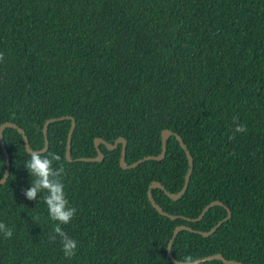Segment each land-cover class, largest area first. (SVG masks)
I'll return each instance as SVG.
<instances>
[{"label":"trees","instance_id":"16d2710c","mask_svg":"<svg viewBox=\"0 0 264 264\" xmlns=\"http://www.w3.org/2000/svg\"><path fill=\"white\" fill-rule=\"evenodd\" d=\"M77 120L72 156L66 157L71 120L52 122L49 149L74 218L61 225L77 243L67 258L43 195L28 200L23 135L7 127L12 161L0 183V264H176L168 248L187 225L173 254L197 259L222 253L244 264H264V0H0V125L14 122L33 150L45 147V123ZM245 127L234 133L233 121ZM180 134L194 157L185 194L173 200L154 188L162 215L149 199L154 181L180 192L189 159L176 136L162 160L124 169L163 150L162 133ZM231 137V138H230ZM7 158L0 144V179ZM220 200L227 207H205ZM198 264H226L214 259Z\"/></svg>","mask_w":264,"mask_h":264},{"label":"water","instance_id":"95a60500","mask_svg":"<svg viewBox=\"0 0 264 264\" xmlns=\"http://www.w3.org/2000/svg\"><path fill=\"white\" fill-rule=\"evenodd\" d=\"M63 120H71V122H72L71 129H70V132H69L68 145H67V150H66V157H67V159L69 161H74L75 159H73V156H72V142H73V135H74V132H75V129H76V126H77V120H76V118L74 116L66 115V116H61V117H58V118H51L45 123V126H44L43 130H44V134H45V137H46V139H45L46 145L41 150H33L31 148L30 140H29L28 135L26 134V131L22 127H20L18 124L14 123V122H5L2 125H0V144H1V147H2V149H3V151H4L5 155H6V158H7V169L5 171L4 177L0 179V183L5 184L7 182V178L9 176L10 167H11V163H12V161L10 159V154H9L8 149L6 147V143L4 141V130L7 127H13V128L18 129V131L23 135V138L25 140V146H26V149H27L28 153L32 154L33 152H38V153L42 154V153L46 152L49 149L50 140L48 138V131H49L50 124L52 122L63 121ZM172 136H176L177 137V139L179 140L181 146L186 151V154H187L188 159H189L190 168H189V171H188L187 176H186L185 185H184L183 189L180 192L172 193V192L167 190L166 186L162 182L154 181L151 184L150 189H149V199H150L151 203L153 204V206L162 215H165V216L170 217L172 219H176V218H178V216L170 214L167 211H165L162 208V206L156 201V199L154 197L153 189L154 188L162 189L173 200H178L179 198H181L185 194V192H186V190H187V188L189 186V183H190V180H191V175H192V172L194 170V157H193L192 153L190 152L187 144L185 143L183 137L180 134H178V133H176V132H174L173 130H170V129L164 130L163 133H162V141H163V146H162L163 150H162V152L159 155H148V156H146L144 158L139 159L138 161L134 162L133 164H128L127 161H126L127 143H128V141L124 137H119L115 141V143H111L108 140H106L104 138H101V137L100 138H96L95 146H96L98 155L96 157H81V158H78L76 160H78V161H87V162H102L104 160V158H105V153L103 152V150L101 148L102 144L106 145L108 147V149H110V150H115L120 145H122V155H121L120 165L124 169H131V168H135V167L139 166L141 163H143V162H145L147 160H162V159H164L166 157V155H167L168 140ZM217 205H222V206L227 207L222 201L217 200V201H214V202L210 203L209 205H207L198 218H196V219L187 218V219L190 220V221H192V220L193 221L202 220L203 217L205 216V214L212 207L217 206ZM227 210H228V216L226 218L221 220L210 231H207V232L200 231V233L203 234L206 237H209L210 235L214 234L224 222L228 221L232 217L231 209L229 207H227ZM182 230L194 231L193 228H191V227H189L187 225H180V226H178L175 229L174 236L171 239L170 244H169L168 253H169V256L172 259V261L174 263H176V264H178L179 260L173 254V243H174L177 235ZM214 259L222 260L226 264H244L243 262L227 259L222 253H217V254H213V255H210V256L205 257V258L198 259V263H202V262H206V261L214 260Z\"/></svg>","mask_w":264,"mask_h":264},{"label":"clouds","instance_id":"9594fccd","mask_svg":"<svg viewBox=\"0 0 264 264\" xmlns=\"http://www.w3.org/2000/svg\"><path fill=\"white\" fill-rule=\"evenodd\" d=\"M236 125L234 133H243L245 127L233 121ZM231 138V137H230ZM61 157L56 153H48L41 155L33 152L30 159L25 163L24 167L30 176V185L24 190V196L28 200H37L43 195V201L47 206L48 217L51 221L56 222L54 227L55 235L53 240L58 236L61 239L62 251L65 257L71 258L76 255L77 243L70 238L62 229L61 225H67L75 216L76 209L69 206V202L65 194V185L61 176L64 168L54 167V162H60ZM12 230L4 222H0V237L11 239ZM178 264H198L197 257L186 255Z\"/></svg>","mask_w":264,"mask_h":264}]
</instances>
